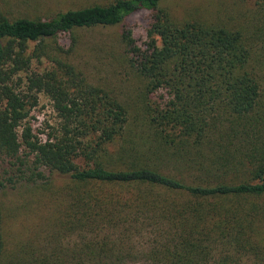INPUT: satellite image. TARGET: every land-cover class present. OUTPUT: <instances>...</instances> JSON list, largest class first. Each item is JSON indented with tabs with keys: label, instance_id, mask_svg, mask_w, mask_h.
Masks as SVG:
<instances>
[{
	"label": "trees",
	"instance_id": "16d2710c",
	"mask_svg": "<svg viewBox=\"0 0 264 264\" xmlns=\"http://www.w3.org/2000/svg\"><path fill=\"white\" fill-rule=\"evenodd\" d=\"M166 1L0 14V154L64 203L13 248L0 206V264H264V0L218 18ZM139 10L142 44L124 24ZM94 26H121L128 98L49 55L47 40ZM39 93L56 116L44 138L24 123Z\"/></svg>",
	"mask_w": 264,
	"mask_h": 264
},
{
	"label": "rangeland",
	"instance_id": "374dc122",
	"mask_svg": "<svg viewBox=\"0 0 264 264\" xmlns=\"http://www.w3.org/2000/svg\"><path fill=\"white\" fill-rule=\"evenodd\" d=\"M112 0H0V14L9 18L29 17L48 18L59 10L74 9L91 4H107ZM256 0H167L165 4L174 13L185 17L188 14L206 11L218 17L231 16L256 8ZM208 9V10H205ZM146 10H139L130 15L124 24L132 30L139 44L145 37L148 23ZM121 26H94L77 28L71 32L61 33L55 39L47 40L49 55L73 62L83 70L88 79L96 84L114 90L121 98L130 97V82L121 75L118 53V32ZM32 49V44L31 48ZM52 61L48 58L34 59L32 68L43 70L50 68ZM56 116L49 98L39 93L38 103L30 112L25 124H30L33 133L44 138L46 124H55ZM21 130V128H20ZM22 153L26 150L21 148ZM167 166V165H165ZM168 167V166H167ZM21 168V169H19ZM174 170L172 167H168ZM22 167L0 154V206L3 212V226L7 244L13 248L23 239H28L44 226V217L57 213V206L63 201L53 202L46 199L38 189L30 188L21 175ZM48 174V170H44ZM63 185L62 180H56ZM39 197L44 198L40 199ZM66 199V196H65Z\"/></svg>",
	"mask_w": 264,
	"mask_h": 264
}]
</instances>
